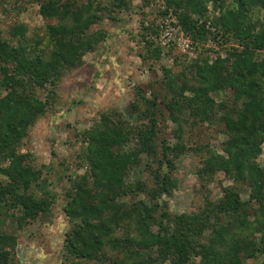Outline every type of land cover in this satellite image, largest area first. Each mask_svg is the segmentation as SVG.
Returning <instances> with one entry per match:
<instances>
[{"label":"trees","instance_id":"1","mask_svg":"<svg viewBox=\"0 0 264 264\" xmlns=\"http://www.w3.org/2000/svg\"><path fill=\"white\" fill-rule=\"evenodd\" d=\"M126 1L111 0V7L128 9ZM142 1L145 7L160 5L140 23L143 46L137 55L163 74L134 86L130 115L102 113L79 133V167L87 172L66 193L63 212L72 225L62 244L63 262L105 264L110 250L121 260L109 264H146L145 259L190 264L194 258L199 264H264V168L255 161L264 144V0ZM28 2L38 5L47 21L43 37H27L17 17L7 39L0 34V210L19 228L49 222L53 203L43 170L30 154L20 153L24 139L56 102L62 77L106 39L104 30L91 31L101 15L89 4ZM209 5L219 11L211 21ZM170 13L192 41L220 37L225 58L186 65L173 47L153 48L145 37H158ZM164 58L172 67L160 65ZM220 92H227L226 101L215 106L210 94ZM217 113H222V155L215 139L192 147L186 129L187 122L210 123ZM181 155H204L201 165L194 162L200 180L221 172L234 185L224 188L220 199L171 217L162 199L177 188L172 174ZM132 170L136 178L128 183ZM237 184L249 188L247 200ZM15 244L13 235L0 232V264H10Z\"/></svg>","mask_w":264,"mask_h":264},{"label":"rangeland","instance_id":"2","mask_svg":"<svg viewBox=\"0 0 264 264\" xmlns=\"http://www.w3.org/2000/svg\"><path fill=\"white\" fill-rule=\"evenodd\" d=\"M77 2L79 5H91L101 15V19L91 31L104 30L106 39L94 52L84 55L80 67L69 70L62 77L55 94L56 102L46 115L36 121L24 139L25 143L20 153L30 154L33 164L43 170V177L47 180V189L53 198V203L49 222L30 221L20 228L0 210V232L16 238V244L11 251L10 264H64L62 244L72 225L63 212L67 201L66 193L71 182L87 172L84 166L79 167L78 154L82 150L83 142L79 133L89 129L102 113L114 111L130 115L134 86L161 78L163 74L158 65L154 64L150 67L151 61H143L137 55L141 50L140 47L143 46L139 47L140 23H145L147 18L151 19L149 16L154 15L153 8L160 4L145 7L142 0H127L128 9L116 10L111 7V0H77ZM109 15L115 17V21ZM207 16L211 21L219 16V11L209 5ZM15 17L19 24L26 27L27 37L42 38L45 34L47 21L39 14L38 5L28 0H0V34L3 39H7L9 26ZM177 26L180 28L179 25ZM211 30L216 32L214 28ZM181 31L183 32L182 29ZM183 34L190 38L184 32ZM148 36L145 40L152 42L154 48L156 41L153 40V36ZM219 39L220 37H217L214 42L213 37L205 41H192L190 38L193 49L186 52L178 48L174 49L182 56L186 65L205 60L211 63L217 58L223 59L226 56L224 49L217 43ZM160 65L170 67L172 60L161 59ZM227 95V92L210 94L215 106L226 101ZM221 115L222 113H217L210 123L201 125L187 122L186 129L190 130L192 147L209 139H215L213 144L217 145L216 152L224 154L219 147L224 141V136L220 133ZM175 127L173 125V129ZM167 138L171 144L175 142V139L168 135ZM203 158L204 155L195 156L193 159L181 155L179 158L177 170L172 174L177 180V188L172 197L162 199V201L167 200L166 211L171 217L198 210L206 200L220 199L223 189L234 185V182L221 172L215 174L210 181L200 180L195 174L194 162L201 165ZM255 161L264 168V144ZM135 175V171L132 170L126 181L132 183L136 178ZM1 180H4V177L0 176ZM236 187L240 189L242 200H247L249 188L244 184H237ZM106 259L108 261L106 260L105 264H109V259L121 260L120 255L110 250L106 252ZM138 260L139 258L136 262ZM145 261L146 264H153L148 259ZM190 264H199V259L194 258ZM243 264L258 263L244 260Z\"/></svg>","mask_w":264,"mask_h":264},{"label":"built area","instance_id":"3","mask_svg":"<svg viewBox=\"0 0 264 264\" xmlns=\"http://www.w3.org/2000/svg\"><path fill=\"white\" fill-rule=\"evenodd\" d=\"M175 23V19L170 13L161 25L160 35L154 37V41L162 48L173 47L184 52L193 49L190 38L185 36Z\"/></svg>","mask_w":264,"mask_h":264}]
</instances>
